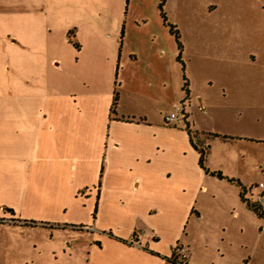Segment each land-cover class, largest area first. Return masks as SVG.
I'll use <instances>...</instances> for the list:
<instances>
[{
	"label": "crops",
	"instance_id": "1",
	"mask_svg": "<svg viewBox=\"0 0 264 264\" xmlns=\"http://www.w3.org/2000/svg\"><path fill=\"white\" fill-rule=\"evenodd\" d=\"M99 1L0 0V264H264V217L193 147L264 208V22L166 0L178 59L159 0Z\"/></svg>",
	"mask_w": 264,
	"mask_h": 264
},
{
	"label": "trees",
	"instance_id": "2",
	"mask_svg": "<svg viewBox=\"0 0 264 264\" xmlns=\"http://www.w3.org/2000/svg\"><path fill=\"white\" fill-rule=\"evenodd\" d=\"M166 0H159L158 3V9L162 18V22L163 24L169 29V32L174 35L178 50H179V54H178V59L180 57L181 51H182V45L181 42L179 40V34H178V30L176 28L175 25L169 23L166 20L165 17V13L163 10L164 4H165ZM71 37V36H70ZM76 45V44H75ZM186 84H187V80L185 78V76L183 77V90L185 92H187V88H186ZM117 102V93L114 92V96H113V101H112V106H114ZM199 153V159H198V163L201 169H203V171L207 174H210L211 176H214L216 179H225L226 181L235 184L236 186H238L239 188V198L240 201L242 203L245 204V206L252 211L258 218H263L264 217V208L263 206L257 202V201H251L249 198L246 197V193H247V189L245 187H243L241 185V183L233 178H228L223 176L220 172H210L204 163V156H205V151L202 149L197 148L195 145L193 146ZM27 224V222H24ZM29 225H33L34 222H28ZM167 261L174 263V264H186L185 260L183 258L180 257L179 255V246L176 245L173 247L172 249V254L169 258H165Z\"/></svg>",
	"mask_w": 264,
	"mask_h": 264
},
{
	"label": "rangeland",
	"instance_id": "3",
	"mask_svg": "<svg viewBox=\"0 0 264 264\" xmlns=\"http://www.w3.org/2000/svg\"><path fill=\"white\" fill-rule=\"evenodd\" d=\"M129 1V0H128ZM156 0H133L134 4H138V6H142L145 8L150 9L152 6H154ZM217 2L221 1L222 4H236V5H242L245 7V10L247 11L249 18H251L254 22H264V16L261 13V8L264 7V0H170L169 6L171 7H181L184 5H190V6H198L203 4V2ZM125 0H100L99 3L103 5H111L112 7H119L120 5H124ZM129 3H132V0L129 1ZM176 19H182V14L176 13L175 14ZM257 147H255V153L254 156H256ZM263 160L261 154H258L257 160ZM262 176V175H260ZM259 177V176H258ZM262 180V177H261ZM254 194L258 193V190L253 191ZM255 224V223H254ZM251 227V226H250ZM252 229H257L255 225H253ZM81 246V243H79ZM85 254V252H84ZM82 257V256H81ZM83 260H80V262Z\"/></svg>",
	"mask_w": 264,
	"mask_h": 264
},
{
	"label": "built area",
	"instance_id": "4",
	"mask_svg": "<svg viewBox=\"0 0 264 264\" xmlns=\"http://www.w3.org/2000/svg\"><path fill=\"white\" fill-rule=\"evenodd\" d=\"M179 110V108H177V111ZM174 118H176V113L174 112V113H171L166 119L167 120H172V119H174ZM258 199H260V198H258ZM83 229H86V227H82ZM179 255H180V257L181 258H185V256H186V254H185V250L182 248V247H179Z\"/></svg>",
	"mask_w": 264,
	"mask_h": 264
}]
</instances>
